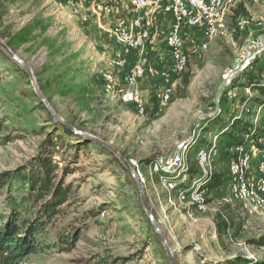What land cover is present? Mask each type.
Returning <instances> with one entry per match:
<instances>
[{"label": "rangeland", "instance_id": "1", "mask_svg": "<svg viewBox=\"0 0 264 264\" xmlns=\"http://www.w3.org/2000/svg\"><path fill=\"white\" fill-rule=\"evenodd\" d=\"M133 16L122 0H0V35L34 22L29 42L16 55L31 67L45 99L71 127L52 118L21 68L0 51V206L5 209L3 199L19 192V175L28 178L41 171L36 165L41 156H51L52 166L58 167L50 185L66 189L64 200L53 199L52 191L39 196L27 192L32 213L42 203H51L58 212L40 240L43 251L24 258L23 264H169L133 178L82 133L111 145L140 172L147 202L176 264H217L236 256L264 261V212L249 214L238 205L218 202L199 211L178 196L180 178L166 170L172 154L187 144L196 175L197 147L207 146L213 130L226 123L248 121L239 113L241 102L249 98L257 108L253 99L263 100L255 87L264 73V51L246 72L232 78L225 74L246 37L264 34V0H229L223 30L206 51L191 49V41L201 42L202 35L185 27L189 63L165 108L157 107L155 87L145 100L140 98L141 107L122 101L124 71L115 70L110 61L126 58L127 70L138 61V53L128 51L114 35L117 27H128ZM242 17L251 24L240 32L236 23ZM159 23L151 26L146 43L150 58L151 44L157 40L162 45L166 33ZM185 73L187 87L182 85ZM257 115L256 131L262 135L264 111ZM224 143L217 140L218 154ZM171 182L176 186L170 187ZM208 193L209 203L225 194L220 186ZM219 212L232 225L229 231L219 232ZM69 236L60 248V239Z\"/></svg>", "mask_w": 264, "mask_h": 264}, {"label": "built area", "instance_id": "2", "mask_svg": "<svg viewBox=\"0 0 264 264\" xmlns=\"http://www.w3.org/2000/svg\"><path fill=\"white\" fill-rule=\"evenodd\" d=\"M133 11L128 27L115 29L116 39L130 52L138 53L136 64L127 70V59L120 57L110 61L115 70L124 71L122 83V101L137 103L141 107L140 93L137 84L142 79L160 78L161 83L157 88L156 104L158 108H165L174 96V90L179 84L182 74L187 70L189 63V50L182 35V27L196 29L202 35V41H191L193 51H206L210 41L215 39L223 30L225 8L229 0H122ZM257 2L259 0H251ZM170 16L171 25L166 30L164 44L168 49V59L162 70H157L151 58L146 55V43H150L151 26L164 17ZM251 24L248 17L240 18L236 29L244 31ZM264 51V34L257 37L249 34L244 41L238 57L232 67L226 71L225 76L232 78L236 73H244L252 68V62L262 56ZM110 78V77H109ZM110 83H113L110 79ZM260 85H264V73ZM264 100V97H263ZM249 98L241 102L239 113L249 117L252 125L250 133H255L259 121L255 112L264 111L262 106L253 108ZM242 118L241 116H239ZM247 121V120H245ZM230 127H226L227 131ZM218 135L213 134L212 141L207 146L199 145L196 149V164L198 173L191 179L189 154L191 147L182 144L172 154L166 167L167 172L180 178L178 196L186 197L191 206L199 211H205L211 203L218 202L226 205H238L242 212L256 214L264 212V150L258 148L251 141L249 135L244 136V143L229 149L224 159L218 154ZM224 145V144H223ZM223 147V146H222ZM218 170L225 171L228 180L220 186L225 194L218 201H207L209 198L208 183L211 182L213 173ZM137 175L142 180V175L137 170ZM174 177L169 181H173ZM190 186L185 189V185ZM175 187L174 182L169 184ZM221 220L227 222L223 212H219ZM216 228V227H215ZM247 251V250H245ZM248 252V251H247ZM249 258H252L249 256Z\"/></svg>", "mask_w": 264, "mask_h": 264}, {"label": "trees", "instance_id": "3", "mask_svg": "<svg viewBox=\"0 0 264 264\" xmlns=\"http://www.w3.org/2000/svg\"><path fill=\"white\" fill-rule=\"evenodd\" d=\"M34 25V22H30L20 30L1 34L0 37L16 54L21 45L29 42ZM20 71L23 74L24 80L29 84L26 73L23 70ZM188 83L189 74L185 73L182 79V85L187 87ZM255 90L259 94L258 96L264 97V85L256 84ZM253 100L257 101L258 107L262 106L264 110V100ZM228 126L230 128L225 131L224 129ZM223 127L224 128L221 130H213V134L218 135V138L225 142L222 149L223 151H219V154L224 159L227 157L229 149L244 143L245 135H249L252 143L264 150V143H260V141H264V134L261 135L260 132L257 131H255V133H250L252 128L250 122H243V120L241 121L239 119L234 120L232 123H226ZM51 159L52 157L49 155L41 156L36 164L41 171L38 173L35 171L36 174L33 172V176H29L28 178L26 175H19V192L16 196H8L3 199L2 205L5 206V209L0 206V264H23L24 258L37 254L44 249L40 240L42 236L45 235L50 220L53 219L58 210L54 208V205L51 203H42L41 208L37 210L36 213H32L33 208L29 205V203H31L29 194L33 192L39 196L42 192H47L46 194H48L49 191H52L54 193L53 199L64 200L65 194L63 192H65L66 189H64L62 185H59L58 188H54L50 185L51 177L54 176L53 172L58 170V167L55 168L52 166ZM118 164L120 163L118 162ZM120 166L125 171V168L121 164ZM190 172L194 177L195 173H193L192 168H190ZM227 180L228 177L225 172L220 175H213L211 182L208 183V189L211 191L223 185ZM27 192L30 193L28 194ZM41 200H43V198ZM217 226L219 232L229 231L232 227L231 224L223 220L218 223ZM67 239H70V236L65 240L60 239V248H64ZM261 239L263 241L261 244H264V236H262ZM254 243H257V241ZM217 264H264V261L251 262L241 256H236L232 259L220 261Z\"/></svg>", "mask_w": 264, "mask_h": 264}, {"label": "water", "instance_id": "4", "mask_svg": "<svg viewBox=\"0 0 264 264\" xmlns=\"http://www.w3.org/2000/svg\"><path fill=\"white\" fill-rule=\"evenodd\" d=\"M0 51L5 54L13 63H15L16 65H18L21 70H23L26 75L28 76V79L33 87L34 93L36 94L38 100L44 105V107L47 109L48 113L52 116V118L55 121L61 122L63 124H65L68 128H71L61 117H59L55 111L52 109V107L50 106L49 102L45 99L44 95L42 94L41 90L39 89L36 81H35V77L33 75V72L31 70V67L28 66L27 64H25L10 48L9 46L5 43V41H3L0 37ZM83 136L90 142H94L97 145L103 147L104 149H106L110 154H112L117 161L125 168V170L131 175V177L134 180V183L136 185L137 191L139 193V197H140V202L141 205L143 207V210L147 216V219L150 223V225L153 227L155 234L158 237L159 243L162 246L164 253L169 261V264H176L173 258V255L171 253V250L169 249V247L167 246V243L165 241V237L162 233V231L160 230L157 221L155 219L154 214L152 213L149 204L147 202V197H146V191H145V187L144 185L141 183V180L139 178V176L137 175L136 171L134 170V168H132V166L129 164V162L127 161V159L121 155L118 151H116L111 145H109L108 143L100 140L99 138L90 135L88 133H82Z\"/></svg>", "mask_w": 264, "mask_h": 264}, {"label": "crops", "instance_id": "5", "mask_svg": "<svg viewBox=\"0 0 264 264\" xmlns=\"http://www.w3.org/2000/svg\"><path fill=\"white\" fill-rule=\"evenodd\" d=\"M171 23H172V19L170 16L164 17L159 23L161 30H163V31L167 30L168 27L171 25ZM182 35H183L184 40L188 39L189 34H188V31L185 28V26L182 27ZM197 38H200L199 34H198ZM158 39H160V37H158ZM161 44L162 45H159V43H157V40L154 41L153 44H151V49L153 51V53L151 55V62L157 70H162L166 64L167 59H168V49L166 48V46L164 44V37H163ZM161 46H162V50H161ZM147 80H149L150 86L148 85L149 83L147 84V82H146ZM160 83H161L160 78H156L154 80L145 78V79H142L141 81H139L137 84V89L140 93L141 101L145 100L147 98L148 94H150L151 87L152 88L155 87V89H156L160 86ZM226 259H229V258L225 257V260Z\"/></svg>", "mask_w": 264, "mask_h": 264}]
</instances>
